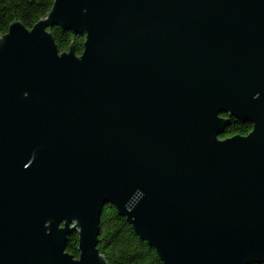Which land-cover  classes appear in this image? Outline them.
I'll return each instance as SVG.
<instances>
[{
	"label": "water",
	"instance_id": "water-1",
	"mask_svg": "<svg viewBox=\"0 0 264 264\" xmlns=\"http://www.w3.org/2000/svg\"><path fill=\"white\" fill-rule=\"evenodd\" d=\"M8 27L0 264H108L105 205L162 264L264 263V0H53Z\"/></svg>",
	"mask_w": 264,
	"mask_h": 264
},
{
	"label": "trees",
	"instance_id": "trees-1",
	"mask_svg": "<svg viewBox=\"0 0 264 264\" xmlns=\"http://www.w3.org/2000/svg\"><path fill=\"white\" fill-rule=\"evenodd\" d=\"M53 0H0V34L5 33L13 21L31 28L44 17ZM59 50L64 51L73 42V49L80 54L83 49V36L75 35L60 26L49 28ZM223 116H226L225 114ZM230 125L220 137L234 134L244 135L251 130V124L229 118ZM77 233L68 236L65 250L77 257ZM98 251L108 264H162L154 248L147 245L132 230L126 219L118 215L113 206L105 205L100 214V227L97 242ZM264 264V263H261Z\"/></svg>",
	"mask_w": 264,
	"mask_h": 264
}]
</instances>
